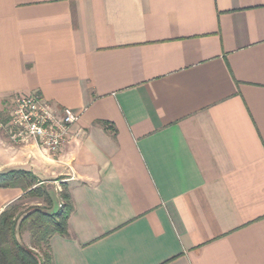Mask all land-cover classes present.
I'll list each match as a JSON object with an SVG mask.
<instances>
[{
	"label": "crops",
	"instance_id": "1",
	"mask_svg": "<svg viewBox=\"0 0 264 264\" xmlns=\"http://www.w3.org/2000/svg\"><path fill=\"white\" fill-rule=\"evenodd\" d=\"M30 93L81 115L54 156L0 130L68 188L54 264H264V0H0V111Z\"/></svg>",
	"mask_w": 264,
	"mask_h": 264
},
{
	"label": "trees",
	"instance_id": "2",
	"mask_svg": "<svg viewBox=\"0 0 264 264\" xmlns=\"http://www.w3.org/2000/svg\"><path fill=\"white\" fill-rule=\"evenodd\" d=\"M39 183L31 172L25 170L0 173V188L17 187L25 192L0 213V264H54L50 239L55 234H67L73 204L68 188L63 187L61 206L57 211L50 212L51 196ZM26 195L42 199L46 207L36 205L25 208L20 202ZM24 230L30 231L33 248L23 243L21 236ZM43 247L46 259L36 251V248Z\"/></svg>",
	"mask_w": 264,
	"mask_h": 264
},
{
	"label": "built area",
	"instance_id": "3",
	"mask_svg": "<svg viewBox=\"0 0 264 264\" xmlns=\"http://www.w3.org/2000/svg\"><path fill=\"white\" fill-rule=\"evenodd\" d=\"M80 117L72 108H56L36 93L19 94L7 117L0 111V130L14 143H33L54 156L79 134L73 126Z\"/></svg>",
	"mask_w": 264,
	"mask_h": 264
},
{
	"label": "rangeland",
	"instance_id": "4",
	"mask_svg": "<svg viewBox=\"0 0 264 264\" xmlns=\"http://www.w3.org/2000/svg\"><path fill=\"white\" fill-rule=\"evenodd\" d=\"M43 186L46 187L45 185H43ZM38 202H42L40 205L43 206V207H46L45 205H42V204H44L43 201H42V199H40V198H38L36 196H33V195H26V196H24V198L22 199V201L20 203L25 208H28V207H34V206L38 205L37 204ZM21 238H22V241H23L24 244H26L29 247H32L33 246L32 241H31L30 231L24 230L23 233H22ZM36 251L39 253V255L43 259H46V250H45V247H43V248H36Z\"/></svg>",
	"mask_w": 264,
	"mask_h": 264
}]
</instances>
